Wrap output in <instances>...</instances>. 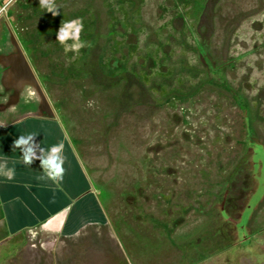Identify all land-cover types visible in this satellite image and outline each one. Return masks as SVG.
I'll list each match as a JSON object with an SVG mask.
<instances>
[{"label": "rangeland", "instance_id": "obj_1", "mask_svg": "<svg viewBox=\"0 0 264 264\" xmlns=\"http://www.w3.org/2000/svg\"><path fill=\"white\" fill-rule=\"evenodd\" d=\"M55 2L0 0V55L27 42L106 217L1 241L0 264H264V0ZM77 18L87 46L65 53Z\"/></svg>", "mask_w": 264, "mask_h": 264}, {"label": "crops", "instance_id": "obj_2", "mask_svg": "<svg viewBox=\"0 0 264 264\" xmlns=\"http://www.w3.org/2000/svg\"><path fill=\"white\" fill-rule=\"evenodd\" d=\"M18 105H14L15 118L0 121V165L4 171L15 169L12 180L0 176V242H15L22 233L39 230L75 237L95 221L103 222L106 216L97 193L59 119L40 113L38 106ZM30 133L38 146L37 157L42 150L63 143L66 171L62 179L47 178L41 159L25 165L21 149H12L15 139Z\"/></svg>", "mask_w": 264, "mask_h": 264}, {"label": "clouds", "instance_id": "obj_3", "mask_svg": "<svg viewBox=\"0 0 264 264\" xmlns=\"http://www.w3.org/2000/svg\"><path fill=\"white\" fill-rule=\"evenodd\" d=\"M39 5L46 9L47 12L52 13L53 16L59 14V7L55 0H39ZM83 31V22L81 18H77L68 22H61L59 30L56 34V40L63 45L65 53L72 51L78 53L80 49L87 46L86 42L80 39ZM71 41V43H68ZM38 146L34 143V134L20 135L14 140L12 149L20 148L22 151V162L25 165H30L34 159H41V167L45 176L53 181L62 179L65 169L63 164L66 157L63 155L64 145L61 142L56 146H52L49 151H41V155L37 157L36 148ZM0 176L7 180L14 179L15 169L9 168L7 171L3 170L0 165Z\"/></svg>", "mask_w": 264, "mask_h": 264}, {"label": "water", "instance_id": "obj_4", "mask_svg": "<svg viewBox=\"0 0 264 264\" xmlns=\"http://www.w3.org/2000/svg\"><path fill=\"white\" fill-rule=\"evenodd\" d=\"M11 44L14 49L7 54L0 55V64L7 68L4 75H1V84L4 92L9 93L8 91L14 88L15 102H12V104L16 105L20 98L21 88L26 87L25 90L30 89L38 97V111L53 117L55 115L54 110L42 90L20 44L13 35L11 36Z\"/></svg>", "mask_w": 264, "mask_h": 264}, {"label": "flooded vegetation", "instance_id": "obj_5", "mask_svg": "<svg viewBox=\"0 0 264 264\" xmlns=\"http://www.w3.org/2000/svg\"><path fill=\"white\" fill-rule=\"evenodd\" d=\"M18 41V40H17ZM18 43H19V41H18ZM20 44V46H21V48H22V50H23V46H22V44L21 43H19ZM24 52V51H23ZM25 54V53H24ZM27 58V57H26ZM28 60V59H27ZM29 61V60H28ZM30 63V62H29ZM31 65V64H30ZM32 67V66H31ZM33 69V68H32ZM2 70V75H4V73L6 72V70H7V68L6 67H4L3 66V68L1 69ZM33 71H34V69H33ZM34 73H35V71H34ZM35 75H36V77H37V80H38V82H39V84H40V86L42 87V90L44 91V93H45V95H46V97H47V94H46V91H45V88H44V86L42 85V82H41V80H40V78L38 77V75L35 73ZM25 89H26V87H22L21 88V90H20V96L24 93V91H25ZM14 88H11L8 92L10 93L9 94V102H10V104L7 102V104H3V105H0V109H2L4 112H6L5 111V109H7V107H10V106H12V105H14V104H12V102H15V100H14ZM48 98V97H47ZM20 99V98H19ZM16 114H18V112L16 111H14V112H10L9 113V118L7 119V120H12L13 118H15V116H16Z\"/></svg>", "mask_w": 264, "mask_h": 264}, {"label": "trees", "instance_id": "obj_6", "mask_svg": "<svg viewBox=\"0 0 264 264\" xmlns=\"http://www.w3.org/2000/svg\"><path fill=\"white\" fill-rule=\"evenodd\" d=\"M23 44V43H22ZM89 45H91V44H89ZM23 46H27V42H25L24 41V44H23ZM198 51H199V54L201 55V56H203V57H205V60H206V62H208L209 60H207V50H206V48L203 46V44H199L198 45ZM86 54V53H85ZM85 58L87 57V56H84ZM111 63V62H110ZM209 64V63H208ZM108 67V66H107ZM108 69H109V71L108 72H111V73H114L115 71L113 70L114 69V66H110L109 65V67H108ZM222 84V86H224L225 88H227V89H230L229 88V86H228V84L226 83V81L225 80H223V82L221 83ZM234 97H235V100H237V101H239L240 102V106L244 109H246L247 108V103H246V101H245V99L241 96V95H239V94H235L234 95ZM249 127V126H248ZM250 128V127H249ZM250 131H252L251 130V128H250ZM229 185V184H228Z\"/></svg>", "mask_w": 264, "mask_h": 264}]
</instances>
